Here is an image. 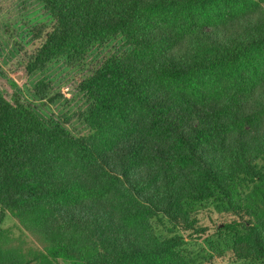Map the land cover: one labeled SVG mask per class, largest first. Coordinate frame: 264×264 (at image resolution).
Returning <instances> with one entry per match:
<instances>
[{"label":"trees","instance_id":"16d2710c","mask_svg":"<svg viewBox=\"0 0 264 264\" xmlns=\"http://www.w3.org/2000/svg\"><path fill=\"white\" fill-rule=\"evenodd\" d=\"M40 1L54 26L28 73L127 50L81 83L85 136L0 93V208L42 246L0 226V264H193L209 204L264 264V0Z\"/></svg>","mask_w":264,"mask_h":264},{"label":"rangeland","instance_id":"374dc122","mask_svg":"<svg viewBox=\"0 0 264 264\" xmlns=\"http://www.w3.org/2000/svg\"><path fill=\"white\" fill-rule=\"evenodd\" d=\"M41 26L44 33L41 39H36ZM53 26L54 21L40 0H0V93L11 104L20 103L33 109L48 126L60 124L75 136H85L89 129L78 116L89 103L81 83L104 59L126 51V44L122 39H115L103 46L96 45L82 62L54 59L45 70L28 73L31 56ZM40 82L49 86V97L45 100L35 92ZM54 98L57 100L51 101ZM66 118H71V122L65 123ZM202 210L199 223L206 228V233L184 236L183 252L193 264H263L240 261L236 257L237 248L241 250L236 241L245 230L241 227L238 232H232L225 228L235 216L221 215L212 204ZM0 226L9 230L12 237L24 240L26 247L42 248L16 218L1 208ZM156 230L161 237L169 235L165 228Z\"/></svg>","mask_w":264,"mask_h":264}]
</instances>
